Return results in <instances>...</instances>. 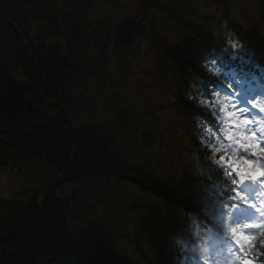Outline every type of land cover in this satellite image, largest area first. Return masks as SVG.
I'll use <instances>...</instances> for the list:
<instances>
[{
    "label": "trees",
    "instance_id": "16d2710c",
    "mask_svg": "<svg viewBox=\"0 0 264 264\" xmlns=\"http://www.w3.org/2000/svg\"><path fill=\"white\" fill-rule=\"evenodd\" d=\"M175 1L137 0L146 33L113 18L118 0H0V264H169L168 236L192 237L195 185L211 166L195 137L206 112L187 87L207 79L216 39L212 18L196 13L204 3ZM258 13L264 23V0ZM142 51L180 83L160 85V106L186 140L161 137L163 115L132 91L127 72ZM110 183L104 209L90 205L93 187ZM90 217L102 220L90 229L102 244L86 241Z\"/></svg>",
    "mask_w": 264,
    "mask_h": 264
},
{
    "label": "snow or ice",
    "instance_id": "6c2138e0",
    "mask_svg": "<svg viewBox=\"0 0 264 264\" xmlns=\"http://www.w3.org/2000/svg\"><path fill=\"white\" fill-rule=\"evenodd\" d=\"M225 45L233 50L242 47L241 42L238 43L232 34L227 37ZM205 67L219 75V68L216 67L215 61L206 64ZM229 86L228 93L216 89L213 85L203 91H196V105L207 113V118L211 117L207 120L201 119L204 122L203 125L196 124L197 134L195 137L200 145L199 151H204L203 161L215 168L219 175L224 172V168L214 164L210 158L214 146L212 134L215 133V137L223 143L228 144L231 141L229 152L235 149L234 159L231 162L235 171H232L231 168L228 169L229 179L235 181L233 186L244 178L264 180V132L258 130L261 124H264V115H262L264 114V103L251 102V107L258 110L259 113L258 116L253 117L248 114L249 109L237 107L236 93L232 90L231 84ZM195 89H197V85ZM221 94L231 98L230 101H227L229 107L224 112L221 111V104L217 103ZM192 99L193 96L190 95L189 100ZM225 126L228 128V133L222 134L221 130ZM219 156L220 153H216L217 159ZM225 160H228L227 156H225ZM232 189L235 192V187ZM229 205L235 207L234 204ZM261 213H264V208L261 209ZM229 237L233 245L230 264H264V221L234 224L233 232ZM202 264H204L203 261Z\"/></svg>",
    "mask_w": 264,
    "mask_h": 264
},
{
    "label": "rangeland",
    "instance_id": "374dc122",
    "mask_svg": "<svg viewBox=\"0 0 264 264\" xmlns=\"http://www.w3.org/2000/svg\"><path fill=\"white\" fill-rule=\"evenodd\" d=\"M163 4H173L178 5L177 1L174 0H158ZM200 3H204V11H200V16H208L212 17V12L216 16H223L227 22L236 23L238 26L242 25L247 29L249 33H251L255 38L256 46L264 50V43H260V39L264 38V23L262 18L258 13V3L259 0H223L224 4H221L222 0H198ZM186 4L192 5L190 0H185ZM193 6V5H192ZM139 4L137 0H118L117 11L113 12V18L121 23H130L131 25L137 26L139 25L141 29H146V26L140 22V19L137 16ZM215 16V23L217 25V18ZM158 19V17L156 16ZM243 18V20H241ZM213 26V30L216 33L220 32V28L217 25ZM251 57L254 55L251 53ZM264 56V51L263 54ZM264 59V57H258L257 60ZM160 69V59L155 55H145L143 59L137 62L134 67L129 71L128 82L131 86L138 89L141 92H144L145 89H149L148 92L144 93L142 96L152 105L157 107L160 103L166 102L168 99V93H160V85L162 84H176L180 86L177 77L170 70H161ZM157 71V72H156ZM23 82V80H20ZM156 86H159L156 88ZM2 94V93H0ZM5 95L4 98L9 97V94L3 93ZM168 123L170 124L169 128L165 129L166 123L162 125H158L162 135L166 130L172 131L174 133H179V131L175 127V119L168 118ZM259 130V129H258ZM264 132V131H262ZM168 141H164V145L166 146ZM169 159L173 157L168 155ZM176 162H172L170 164V168L173 171ZM110 186H105L100 184L99 187L94 186L93 191L89 192L86 195V198L90 205L95 206L99 209H104L102 206L107 205L109 203L110 193L106 190L107 187H110L111 193H114L112 190L113 184L110 183ZM69 189V187H68ZM126 197H129L132 193L129 189H126ZM134 195V194H133ZM135 202L139 203L141 198L139 195H134ZM150 203L155 205V209L157 208V202L151 201ZM157 210V209H156ZM101 214V213H99ZM252 214V213H251ZM253 215V214H252ZM121 217V215H120ZM123 220V219H122ZM102 220L100 218H89V223L86 227L89 232L88 237L86 239L89 243L102 244L104 238L102 240L99 239V233L95 232L93 235L90 233L91 223L95 226ZM115 226V225H114ZM101 235V234H100ZM116 244L118 247H122L125 249L126 253L130 254V250L124 242L114 241L111 243V246ZM7 250L6 246H0V253L5 252Z\"/></svg>",
    "mask_w": 264,
    "mask_h": 264
}]
</instances>
